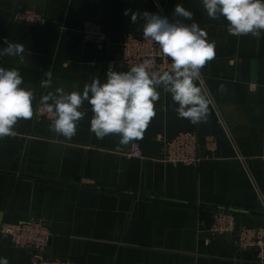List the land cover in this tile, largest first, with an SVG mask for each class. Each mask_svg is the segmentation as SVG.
Listing matches in <instances>:
<instances>
[{
    "label": "crops",
    "instance_id": "0c3cea01",
    "mask_svg": "<svg viewBox=\"0 0 264 264\" xmlns=\"http://www.w3.org/2000/svg\"><path fill=\"white\" fill-rule=\"evenodd\" d=\"M177 4L215 42V57L197 82L211 92L207 123L177 117L171 95L160 91L155 117L142 134L143 157L126 155L118 136L103 140L90 131L86 115L71 141L37 120L41 98L58 87L82 91L107 71H126L120 43L126 33H143L145 11L174 19ZM130 9L129 15H124ZM20 10L43 13L47 24L15 21ZM100 23L108 40L85 39L84 21ZM227 21L209 18L202 0H0V48L5 38L22 43L19 57H0V67L18 68L21 87L35 95L33 117L15 125L16 135L0 139V225L45 220L52 233L49 252L76 264H262L256 251L231 238H209L212 215L234 212L236 226H264V33L233 36ZM48 73L52 87L46 88ZM221 83L228 91L219 92ZM191 131L200 137L199 165L163 160L164 142ZM215 137L210 150L207 137ZM210 240L209 242L207 240ZM32 264L26 249L0 233V258Z\"/></svg>",
    "mask_w": 264,
    "mask_h": 264
},
{
    "label": "clouds",
    "instance_id": "9594fccd",
    "mask_svg": "<svg viewBox=\"0 0 264 264\" xmlns=\"http://www.w3.org/2000/svg\"><path fill=\"white\" fill-rule=\"evenodd\" d=\"M207 16L213 20L223 17L228 23L226 30L233 36L251 35L261 38L264 33V0H202ZM126 9L124 15H129ZM174 19L147 11L131 12V22L143 21V37L159 47L171 61L170 69L162 73L149 71L152 59L130 67L127 71H107L105 82L94 77L83 86L74 85V90L58 87L41 98V104L51 114L49 130L71 141L77 127L87 114L82 111L85 102L93 113L90 131L103 140L106 136H118V145H127L142 138L144 130L155 117V103L160 91L170 94L177 107V117L187 119L193 125L207 123L212 103L211 92L202 84V69L215 57V42L209 41L207 33L193 19V13L180 4L173 11ZM0 57H19L23 61L25 47L22 43L5 38ZM43 87H52L48 73ZM23 77L18 68L0 67V139L16 135L15 125L21 119L33 117V90L21 87ZM228 91L221 83L217 89ZM0 264H8L0 258Z\"/></svg>",
    "mask_w": 264,
    "mask_h": 264
},
{
    "label": "built area",
    "instance_id": "2783aa9c",
    "mask_svg": "<svg viewBox=\"0 0 264 264\" xmlns=\"http://www.w3.org/2000/svg\"><path fill=\"white\" fill-rule=\"evenodd\" d=\"M15 21L46 25L47 19L43 13L31 10H20L15 15ZM82 34L85 39L104 43L108 40L107 33L102 25L96 21H84ZM122 62L126 71L145 59H152L153 65L149 71L163 72L170 69L171 61L165 57L158 46L150 40H145L143 33H126L120 43ZM37 120L50 123L51 114L47 113L44 105L39 102L36 108ZM206 145L210 150H215L217 140L207 137ZM200 137L198 133L184 131L164 142L163 160L172 165H199L202 161L199 155ZM131 158L143 157L139 142L133 141L126 152ZM209 238H231L234 243L243 249L255 250L256 259L264 264V226L237 227L234 212L220 209L212 215V225L208 230ZM0 233L11 238L13 245L19 249H26L32 255V264H76L73 260L52 255L49 247L52 233L45 220L31 218L17 223L4 222L0 225ZM210 241L209 239L207 240Z\"/></svg>",
    "mask_w": 264,
    "mask_h": 264
}]
</instances>
